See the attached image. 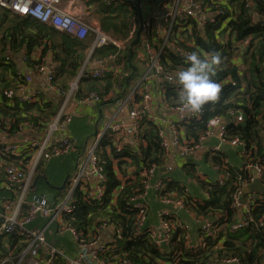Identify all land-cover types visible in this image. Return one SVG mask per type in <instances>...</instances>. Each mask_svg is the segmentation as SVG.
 I'll list each match as a JSON object with an SVG mask.
<instances>
[{
  "label": "trees",
  "instance_id": "1",
  "mask_svg": "<svg viewBox=\"0 0 264 264\" xmlns=\"http://www.w3.org/2000/svg\"><path fill=\"white\" fill-rule=\"evenodd\" d=\"M122 1V4H115L114 0H95L97 5L95 15L102 32L125 40L129 36L132 25L134 23L137 25L138 12L129 0ZM205 2L213 10L223 8L230 12L226 26L218 28V25L205 24L202 29L195 27L190 33L180 32L174 34L172 38L186 51H195L200 56L203 52L218 54L220 62L214 65L212 78L223 83L224 87L219 101L214 106H206L198 119L182 121L179 126L184 131L187 142L193 140L192 142L196 143L208 131L211 120L218 118L234 120V115H241L243 121L234 120L226 125L223 130V140L228 142L234 139L239 140L243 144V149L248 152V157L240 154L244 164L239 171L227 165L223 173L227 174L226 178L229 181L225 186H220L218 182L212 184L203 182L199 177H195L196 174L194 176L192 166L187 167L186 175L192 177L207 195L202 201L190 197L183 187L175 184L176 182L165 179H163V190L155 195L158 198L183 200L186 209L192 210L197 218L207 219L218 225L223 224L226 228L216 232L213 239H205L204 246L194 251L185 249L182 241L184 232L178 227L174 230L169 247H163V252L152 243L139 241L144 234L132 238L138 217L135 212L129 213L130 198L143 187L144 178L140 176V173L151 167L158 169L166 155V150L161 146L158 138V129L147 122L141 137L145 141V146H139L134 156L129 157L128 154L130 163L118 158L117 165L119 172H123V176L129 166H133L135 172L134 179L126 180L120 188L115 204L103 210H95L82 203L80 207H76L73 216L68 219L71 225L84 235L89 233L93 223L99 220H105L109 225L114 224L113 226L122 230L120 248L113 253L108 252L102 255L108 264H117L121 260L129 264H160V261L164 264H220L222 260L228 258H236L241 264H264V231L260 227L264 222V200L256 199L250 206L249 217L252 222L249 226L236 231L229 229V226L235 223L232 222L234 195L237 190H240V183L249 182L250 171L245 166H264V119L259 117L264 112V21H262L264 0H205ZM248 2H251V7H247ZM258 19L260 21H257ZM1 34L3 38H0V44L3 49H9L17 54L24 50L25 55L22 58L28 69L36 70L43 66L42 59L46 57L47 52L53 53L52 61L55 64V70L52 84L62 94L60 98L52 94L49 98H38L37 102L16 101L10 106L4 102L6 92L16 86L24 85L25 78L22 74H15L12 71L14 67H18L14 61L2 66V69L10 72L13 78H0L2 98L0 132L14 136L20 132L21 128L30 125L32 129L42 133L53 121L65 94L70 90L81 66L86 61L89 44L31 18L21 17L0 8ZM144 35L147 40H153L156 43L154 32ZM246 40H248L247 43ZM191 42L194 43V48L185 46V43ZM238 46L240 49H237ZM35 47H40L42 54L38 59L33 60L30 53ZM112 57L115 59L113 66L115 65L121 73L114 74L113 66L109 69V73L100 79L93 78L91 72L85 73L77 81L73 93L74 100L84 101L91 95H95L98 98L96 104L100 106L120 96L128 72L125 54L121 55L115 47L106 46L94 49L89 61L103 62ZM236 59L240 61V64L235 63ZM122 60L125 61L122 62ZM161 64L164 71L172 75L188 66L186 59L167 48L162 53ZM232 82L235 85H232ZM129 88L130 85L126 89ZM177 89L179 86L176 83L164 86L163 103L167 108L175 109L180 106V93L175 91ZM99 146L107 176L106 193L109 196L120 182L111 166V157L115 158L114 147L110 139L101 140ZM50 157H52L50 154L43 155L36 165L34 176L39 177L38 182H42L40 177L44 174L43 162ZM3 159L27 170L26 164L29 161L26 159L9 155H5ZM213 162L214 167H218L220 172L221 166L224 165L223 158L215 156ZM259 182L264 184V180ZM34 193L38 194L36 187ZM80 197L81 194H76V198ZM142 226V231L145 232L149 227L147 219ZM65 245L69 247L67 242ZM24 246V239L17 235H10L2 242L0 253L6 254L8 249L13 251L14 255H18ZM56 264L60 263L56 262Z\"/></svg>",
  "mask_w": 264,
  "mask_h": 264
},
{
  "label": "built area",
  "instance_id": "2",
  "mask_svg": "<svg viewBox=\"0 0 264 264\" xmlns=\"http://www.w3.org/2000/svg\"><path fill=\"white\" fill-rule=\"evenodd\" d=\"M114 1L115 4L123 3L122 0ZM148 1L142 0L141 2L145 10ZM72 2L71 0H0V8L21 17L31 18L79 41H87L90 36L93 37V42L88 51L89 54L96 48L106 46L115 47L118 52L125 51L127 43L132 39L133 31L129 33L127 39L118 40L112 35L86 24L82 20V17L74 13ZM129 2L132 4V7L137 9L135 0H129ZM251 5V2L247 3V7H251ZM157 9L156 15L150 16L148 12H145V17H143V34L141 36L142 49L137 54L135 52L137 60L146 65V71L116 100L120 109L124 108L127 110L131 120L129 128L130 138H125L120 121L115 118L116 116L110 118L105 123L103 130L93 134L85 147L77 152L76 170L68 177L60 196L49 202L45 196L34 193V188L32 187L34 170L42 156L45 154L57 156L73 150V144L68 138L64 137L59 141L51 139V134L54 131L65 130L71 123L72 117L66 110L67 104L69 102H76L80 105L84 102L94 101L97 103L98 101L95 95H91L90 98L84 101L73 99L77 81L87 73L86 64L88 60H86L81 66L70 90L65 94L53 121L43 132L41 140L30 143H8L0 140V170L4 174L7 185L15 190V196L7 200L0 211V246L10 235L21 237L25 243V246L20 250L18 255H14L13 251L11 252L8 249L6 254L0 253V264H56V262L60 264H108L102 258V255L108 252L113 253L120 248L122 230L119 227L113 226L114 224L109 225L105 220H99L94 222L89 233L84 235L72 226L68 219L73 216L76 207H80L82 203L95 210H103L105 207L109 208L113 206L124 182L134 179L135 169L133 166H129L126 169L124 176L122 175L123 172H119L120 170L117 165L118 158L120 157L121 160L130 163L129 157L131 155L134 156V152L139 146H145V141L141 137L147 122L160 127L156 115L153 114L156 104L152 96V83L155 81L156 84L161 86L158 95L162 98V101L164 99V86L175 83V74L172 75L164 71L161 64L162 53L167 48L184 59L186 54L191 53L180 47L172 36L184 31L190 33L195 27L202 29L205 24L218 25V28H224L228 22V14H230L229 11L223 8L213 10L205 0H162L157 5ZM150 32H154L156 43L153 40L145 38L144 34ZM247 42L248 40H246ZM185 46L195 47L193 42L185 43ZM237 49H240L239 46ZM201 57L209 59V53L203 52L201 53ZM100 63L99 61L96 62V64ZM43 69L44 67L40 66L34 71L38 73L43 71ZM112 69L114 74L121 73L116 67ZM91 75L96 79L105 76L101 71H93ZM24 78L26 83L31 80L29 76H25ZM52 81L53 73L48 77L49 89L55 97L60 98L62 94L57 91ZM232 85H235V83L232 82ZM37 101L38 97L33 96L31 99L29 98L22 102L32 103ZM168 109L177 113L181 112L180 106L175 109ZM199 115L189 114L185 122L198 119ZM234 116L236 122L243 121L241 115ZM180 123H169L165 129L158 132L159 141L165 150L169 146L166 139L168 132L172 136L173 145L179 146L181 144L180 131L182 129L179 126ZM27 127L30 130L32 129L30 125ZM2 134L7 139L13 137L8 133ZM206 134L199 138V142L205 139ZM223 136L224 132L222 131L219 137L223 139ZM103 139H110L112 141L115 158L111 157V166L116 177L120 180L119 186L115 187L109 196L106 193L107 176L99 146L100 141ZM127 139L131 143L129 142L126 145L125 141ZM229 144L239 148L240 154L248 157V152L243 149V144L239 140H231ZM216 151L217 148L214 149V152ZM5 155L32 162L30 169L24 170V168L18 167L19 165L3 159ZM245 168L250 171V181L264 180V166L246 165ZM155 169L151 167L144 169L140 173V176L144 178L143 187L130 198L131 208L129 213L135 212L138 217V223L132 238L144 234V237L139 238V241L152 243L154 247L163 252V247H169L174 230L178 227L184 232L182 241L185 249L194 251L204 246L205 239H213L216 232L226 228L223 224L218 225L213 221L208 222L206 230L194 243L190 240L189 226L181 222L175 213L169 214L162 211L157 216V225L149 226L143 232L142 225L146 222L148 212L146 204L149 197L148 193L150 191L159 193L164 188L163 179L152 181ZM227 180L226 177L222 178L218 184L225 186ZM76 194H81V197L79 199L76 198ZM239 195L240 190H237L232 206L233 208L237 207L241 211L243 218L240 222L229 226L231 231L245 228L252 222V219L249 217L251 205L250 203L249 206L241 204L239 202ZM107 197L108 199H106ZM160 199L164 203H174L177 205L178 210L186 209L183 200L172 201V199L166 197ZM260 200H264V194L258 195V201ZM260 227L264 231V222ZM65 242L69 244V247L65 245ZM159 263L164 264L162 261ZM117 264L129 263L121 260ZM220 264L241 263L236 258H228L222 260Z\"/></svg>",
  "mask_w": 264,
  "mask_h": 264
},
{
  "label": "crops",
  "instance_id": "3",
  "mask_svg": "<svg viewBox=\"0 0 264 264\" xmlns=\"http://www.w3.org/2000/svg\"><path fill=\"white\" fill-rule=\"evenodd\" d=\"M74 13L82 17V20L95 28H99L98 22L96 20L95 10H96V2L95 0H71ZM145 6V3H144ZM142 7V14L144 15L145 12H148V14L156 15L158 12L157 5L150 3L148 1V5L146 6V10ZM142 15V17H143ZM139 18L137 25L134 23L131 27V31H133L132 39L130 42L127 43L126 49L124 52H121V55L126 56V61L122 60V62L125 61V64L127 65V51L129 48V45L131 41L134 39L135 34L137 30L139 29ZM7 32V31H6ZM108 34V33H107ZM143 32L141 33L142 36ZM8 36V34H6ZM110 35V34H109ZM114 37V36H113ZM0 38H3L2 34L0 35ZM116 38V37H115ZM118 39V38H116ZM120 40V39H118ZM122 41V40H121ZM93 42V37L90 36V38L86 41L87 44H89V50L90 45ZM142 43V39H141ZM142 48V44H140L136 49V54L138 51H140ZM42 54V50L40 47H35L31 53L30 56L33 60L38 59ZM25 55L24 50L18 53H14L13 51H10L9 49L5 50L1 47L0 44V78H13V75L10 74V72L4 71L2 69L3 65H9L11 61H14L15 64L18 67H14L12 71L16 74H22L24 77L29 76L31 80L24 85L16 86L15 88L10 89L8 92H6L4 102L9 104L10 106L14 105L16 101H23L31 99L33 96L35 97H51L52 93L49 89V83H48V77L54 72L55 70V64L52 61L53 53L52 51H48L46 54V57H44L42 60H44L43 63V71L41 72H35L32 69H28L27 64L24 63L23 56ZM89 53L87 54L86 60H88L86 64V71L87 72H93V71H101L105 75L109 73V69L113 66L115 63V59L109 58L110 60H105L101 62L100 64H96V62H90V58H88ZM9 63V64H8ZM235 63L238 65L240 64V61L238 59L235 60ZM132 64L136 68V73L134 74L132 80L130 81L129 85L132 86L133 82L137 79H139L143 73L146 71V65L143 62H139L136 58V56L132 59ZM115 67V65L113 66ZM128 67V65H127ZM26 71V72H25ZM131 70L128 67V72L126 73V77L130 74ZM128 85V86H129ZM161 88L159 84H156L155 81L152 83V96L155 106V111H153V114L156 115L158 119V123L160 124V127L155 126L158 129V132L165 129L166 126L169 123H175L178 124L182 121H185L187 116L181 117L180 113H177L175 111L169 110L165 105L163 104L162 98L158 95V91ZM126 89L125 91H127ZM175 91H178L180 93V89H177ZM122 95V94H121ZM119 98V96L112 100V102L103 104V105H97L94 101L90 102H84L80 105H78L76 102H69L66 106L67 112L71 115L72 120L67 129L65 130H57L54 131L51 134V139L53 141H59L62 138H68L71 140L73 144V150L66 154H60L57 156H52L48 158L45 161V164L51 163L54 160H60L64 158L65 156H69V154H73L72 159H67L69 161L68 165L66 164L62 165L65 170L62 172L60 178L57 180L56 176L51 172H46L45 168L43 170L42 178L46 179L50 185H47L44 180L42 179V182L36 183V188L38 191V194L43 195L46 197V195L51 194L53 195V199L57 196H60L63 190H57L55 188H59L64 179L70 175H72L75 172L76 168V154L79 150L83 149L85 145L90 141L91 136L93 134L98 133L99 131H102L104 128L105 123L108 122V120L114 116L115 118L120 121V124L122 126V130L125 134V138H130L131 134L129 132V128L131 126V120L128 116V112L126 109H120V106L118 105V102L116 101ZM2 98L0 96V102ZM262 119H264V112L261 115ZM81 120V119H87L88 124L90 125V131L86 135L79 136L78 139L80 142H78L77 137L74 136L73 132L70 129V126L72 122L75 120ZM235 120V119H234ZM232 118H218L211 120L208 124V131L206 134V137L203 141L199 142V140L196 143H193L191 141H188L184 138V131H180V140L181 144L179 146H175L172 144V136L168 132L167 135V143H168V149L166 150L165 159L163 161V164L157 169H155L152 181L165 179L168 181L176 182L175 184L177 186L183 187L185 189V192L190 196L195 198L198 201L204 200L206 198V193L204 190H202L201 186L198 185L192 177H189L186 175L185 169L187 167L192 166V173H194L195 177H199L201 180L206 181L210 184L219 182L220 179L225 178L227 176L226 173H223L225 169L227 168V165L229 167H232L239 171V169L242 168L244 164V160L242 156L240 155V149L234 146H231L228 141H225L219 137V134L224 130L226 125L229 122L234 121ZM162 128V129H161ZM36 135H40L39 140L42 139L43 132L39 133L34 129H29L27 126L21 128L18 135H14L10 139H7L1 132H0V140L8 143H30V142H37L34 137ZM38 140V141H39ZM185 142H184V141ZM130 140L127 139L125 141V144L129 143ZM131 143V142H130ZM161 144V143H160ZM129 145V144H128ZM217 148V151L214 152V149ZM215 156H221L223 158V166H221V171L218 172V167H214L213 157ZM68 158V157H67ZM31 161V160H30ZM61 162V161H59ZM58 162V163H59ZM32 162H29L26 164L27 170L30 169ZM38 164V163H37ZM36 164V165H37ZM36 168V167H35ZM33 176V180H34ZM40 177V178H41ZM229 180H227L228 182ZM246 183H240V195H239V202L243 205H250L253 204V202L257 199L258 195L264 194V184H261L258 180L250 181ZM227 182L225 184H227ZM50 186L54 187L51 188ZM155 194V192L150 191L148 193V198L146 201L147 209H148V217L147 222L149 226H156L158 222V214L162 211L167 213H175L179 220L183 222L184 224L189 226V236L190 240L192 242H196L198 238L201 236V234L206 230V224L210 221L207 219H199L195 215V213L190 209H180L178 210L177 205L174 203H164L160 198H158ZM15 196V190L13 188H10L5 180L3 172L0 170V211L2 210L5 202ZM253 199L252 201H250ZM173 201V200H172ZM233 207V206H232ZM233 221L232 222H240L243 218L241 211L236 207L234 208V214H233Z\"/></svg>",
  "mask_w": 264,
  "mask_h": 264
},
{
  "label": "clouds",
  "instance_id": "4",
  "mask_svg": "<svg viewBox=\"0 0 264 264\" xmlns=\"http://www.w3.org/2000/svg\"><path fill=\"white\" fill-rule=\"evenodd\" d=\"M187 67L175 73L174 82L179 86L180 115H198L206 106H214L219 101L224 84L212 78L214 65L220 57L210 53L209 59L202 58L193 51L186 54Z\"/></svg>",
  "mask_w": 264,
  "mask_h": 264
},
{
  "label": "water",
  "instance_id": "5",
  "mask_svg": "<svg viewBox=\"0 0 264 264\" xmlns=\"http://www.w3.org/2000/svg\"><path fill=\"white\" fill-rule=\"evenodd\" d=\"M151 3L153 4H156L158 5L159 3H161L162 0H149ZM136 4H137V12H138V18H139V29L137 30L136 34H135V37L134 39L131 41L130 45H129V48H128V51H127V65L128 67L130 68L131 72L130 74L126 77L125 79V85H124V88L122 89L121 91V94L123 95L127 86L129 85L130 81L132 80L134 74L136 73V68L134 67V65L132 64V59L135 57V51L137 49V47L142 44L141 43V33H142V30H143V17H142V10H141V2L142 0H135ZM257 21H260L259 19ZM264 21V19L262 20ZM91 54L92 52L88 55V58L91 57ZM26 72V71H25ZM120 94L119 98L122 96ZM35 140H39L40 138V135H36V137H34ZM42 178V177H41ZM44 180V182L47 184V185H50V183L42 178ZM67 179H68V176L64 179L62 185L59 187V188H55L57 190H62L67 182ZM39 180V177H34V180H33V185L32 187L35 189L36 187V183L37 181ZM51 188H54L52 186H50ZM46 200L51 202L53 200V195L51 194H48L46 195Z\"/></svg>",
  "mask_w": 264,
  "mask_h": 264
},
{
  "label": "rangeland",
  "instance_id": "6",
  "mask_svg": "<svg viewBox=\"0 0 264 264\" xmlns=\"http://www.w3.org/2000/svg\"><path fill=\"white\" fill-rule=\"evenodd\" d=\"M121 72V71H120ZM71 131L73 132L74 136L77 137L78 142H80V140L78 139L79 136H84L87 133H89L90 131V125L88 124L87 119H75L71 126H70ZM68 157V158H67ZM73 154H69V156H65L64 158L60 159V160H54L51 163L45 164L44 163V168L45 171L51 172L56 176V179L58 180L62 174V172L65 170V168H63V166L61 167V163L62 165L66 164L67 165L69 163V161L67 159H72ZM61 161V162H59ZM59 162V163H58Z\"/></svg>",
  "mask_w": 264,
  "mask_h": 264
}]
</instances>
